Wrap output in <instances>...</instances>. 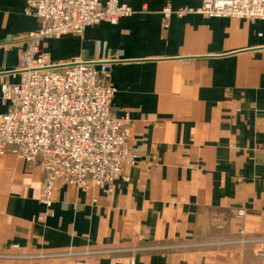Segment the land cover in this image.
Instances as JSON below:
<instances>
[{
	"label": "crops",
	"instance_id": "crops-1",
	"mask_svg": "<svg viewBox=\"0 0 264 264\" xmlns=\"http://www.w3.org/2000/svg\"><path fill=\"white\" fill-rule=\"evenodd\" d=\"M120 2L133 13L41 49L54 63L115 61L112 113L131 118L135 164L110 186L61 180L46 206L40 165L5 154L0 264H264V242L236 241L243 225L264 236V20L206 16L203 0ZM26 10L0 0V89L19 82L41 27Z\"/></svg>",
	"mask_w": 264,
	"mask_h": 264
},
{
	"label": "built area",
	"instance_id": "built-area-1",
	"mask_svg": "<svg viewBox=\"0 0 264 264\" xmlns=\"http://www.w3.org/2000/svg\"><path fill=\"white\" fill-rule=\"evenodd\" d=\"M191 11L185 7L177 13ZM197 12L264 20V0H203ZM26 13L39 18L41 27L27 37L19 82L3 83L0 89L8 106L0 113V159L12 153L39 164L45 175L42 202L51 206L59 181L84 190L110 186L136 158L130 116L112 113L116 88L107 79L115 61L54 63L42 52V43L68 33L81 35L101 21L116 23L133 9L120 0H27ZM172 13L166 11V19Z\"/></svg>",
	"mask_w": 264,
	"mask_h": 264
},
{
	"label": "rangeland",
	"instance_id": "rangeland-1",
	"mask_svg": "<svg viewBox=\"0 0 264 264\" xmlns=\"http://www.w3.org/2000/svg\"><path fill=\"white\" fill-rule=\"evenodd\" d=\"M243 212V216H240L239 213ZM237 215L243 219V222L245 223L246 221V217H247V211L245 208L241 207L239 209H237ZM246 226L243 225L242 229H240L239 231V237L238 239H236L237 242L242 243V244H247V243H256L258 245H261L264 242V236H262L261 234L259 235H255V236H251L248 235V232L245 228ZM262 246L259 247L258 249V254L263 256L264 255V249L261 248Z\"/></svg>",
	"mask_w": 264,
	"mask_h": 264
}]
</instances>
